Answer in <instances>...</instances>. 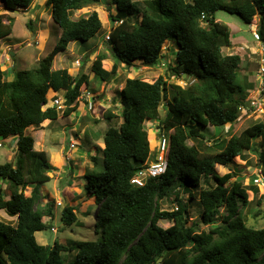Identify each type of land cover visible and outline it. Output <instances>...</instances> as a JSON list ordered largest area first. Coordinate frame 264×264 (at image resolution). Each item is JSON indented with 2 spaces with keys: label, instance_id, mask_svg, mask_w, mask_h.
<instances>
[{
  "label": "trees",
  "instance_id": "1",
  "mask_svg": "<svg viewBox=\"0 0 264 264\" xmlns=\"http://www.w3.org/2000/svg\"><path fill=\"white\" fill-rule=\"evenodd\" d=\"M34 1L0 0V6L16 12L28 10ZM102 3L108 7L110 20L119 23L104 43L116 63L105 70L102 62L107 56L99 53L90 67L94 78L113 83L118 63L167 66L163 47L175 45L174 65H168L171 75L195 82L183 87L162 76L152 83L140 78L124 80L119 91L122 122L117 128L109 127L103 136L102 170L83 176L85 193L99 207L95 233L100 239L68 247L58 242L43 246L35 234L52 228L42 222L46 214L52 216V206L43 211L36 203L41 186L51 180L52 165L48 154L36 151L33 137L25 132L60 116L55 107L44 108L50 91L63 93L61 116L69 117L79 108L89 75H74L66 68L53 70L52 65L70 42L85 45L101 31L96 11L77 19L73 13ZM46 5L61 30L52 50L37 66L15 71L10 79L0 66V140L14 138L18 153L14 162L0 164V181L8 182L11 189L6 199L0 187V210L16 217L15 225L0 220V264H264V227H248L240 214L248 193L239 179L229 183L235 176L232 172L220 176L215 171L216 165L228 167L237 157L245 160V153L254 150V138L264 133V124L255 123L237 135L212 142L203 133L208 126L238 122L239 106L252 87L245 78L242 86L238 84L241 57L224 53L231 47L229 28L214 15L224 11L246 24L259 16L257 33L264 42V0H46ZM13 22L7 14L0 15V40L11 35ZM163 102L165 116L158 128L169 135L167 168L137 187L132 178L153 158L144 124L159 120ZM92 160L98 166L97 158ZM202 178L198 195L202 211L188 225L189 204L174 185L186 191L199 186ZM26 189H30L29 197ZM171 197L175 208L162 210L161 202ZM160 220L172 225L164 229ZM61 221L66 227L73 225L75 207H65ZM200 225L208 226V231H200ZM73 251V260L67 262L62 253Z\"/></svg>",
  "mask_w": 264,
  "mask_h": 264
},
{
  "label": "rangeland",
  "instance_id": "2",
  "mask_svg": "<svg viewBox=\"0 0 264 264\" xmlns=\"http://www.w3.org/2000/svg\"><path fill=\"white\" fill-rule=\"evenodd\" d=\"M132 1L141 3L144 0ZM107 8L102 3L73 13V18L77 19L88 12L96 11L103 27L85 45L79 42L70 43L65 50L67 53H60L54 61V68L64 67L72 69L74 75L82 73L89 75V86L81 89V95L78 99L79 108L69 117L61 116L62 110H58L60 116L57 120H48L49 122H43L38 127H30L25 132L33 137L36 151H45L48 154L52 165V170L48 172L51 180L41 186V197L36 203V207L43 211H47L49 205L52 206V216L46 214L42 218V222L55 228V232L47 229L35 234L37 243L43 246L58 242L68 247L77 242H98L100 239V234L95 233V220L99 207L95 205L94 199L85 193L83 186L86 180L83 176L93 170H102V153L100 149L103 147V136L109 127L117 128L122 122L121 112L123 108L120 103L119 91L122 89L124 80L126 78H140L147 82H153L152 80H156L160 75L166 77L168 83H176L183 87L190 85V82H195L194 80L181 81L171 75L172 73L168 69V65H174L171 53L165 54L167 62L165 67H144L139 62H136L134 67H127L118 63V78L113 83L106 84L94 78L90 74V67L99 53L107 56V60L102 62V67L105 70L110 71L112 65L116 63L110 50L104 44L106 36L116 25L115 22L110 20ZM111 11L114 12V8H111ZM1 14H7L14 21L11 26V35L0 40V66L3 71H7L5 78L10 79L15 71L31 69L46 57L59 39L60 28L53 22L51 8L46 5V0H35L28 10H18L16 12H9L0 6ZM137 17L140 21L141 15H137ZM214 17L218 22L229 27L230 40L234 44L232 49L235 52L234 54L238 52L243 54L238 50L239 48L249 54L253 53L251 48L256 47L257 43L258 46L262 44V41L258 42L253 37L252 32L257 30L246 24L239 16L218 11ZM135 19L133 17V21ZM4 24L9 25L7 21H4ZM29 24L32 29L28 27ZM253 24L258 25V17L254 18ZM171 46L175 49V45ZM245 46H247V49H245ZM163 49H165V45ZM261 54L262 50L258 49L257 54L254 56L257 58L255 60H258ZM76 60L80 61L78 66L75 64ZM245 62L243 61V64H240L241 68H239L238 84L241 86L243 85ZM249 65L252 64L249 63ZM154 72L155 74H151ZM247 76L255 79L254 65ZM208 80L211 79L208 78ZM210 84L212 85V80ZM63 97L62 92L53 93L50 91L46 106L51 107L52 100L57 98L63 100ZM165 107L166 102H163L159 109V120L157 122L147 121L144 124L151 141V155L156 152L158 147V134L154 129L159 127V122L164 118ZM109 116L111 118H108ZM258 122L264 124V113L243 115L238 122L232 125L208 127L203 129V133L206 139L212 142L217 138L227 139L231 135H237L243 129ZM0 143L2 144L0 147V164L14 162L18 155L15 148V139L0 140ZM253 149L255 151L251 150L245 153V160L237 157L228 167H216V173L222 176L232 172L235 176L229 180V183L234 182L236 179L241 181L242 186L248 193V203L241 209L240 214L248 227L258 229L264 227V185L256 184L254 178L259 166H261L260 171L264 175V133L254 138ZM93 157L97 158L98 166L94 165ZM202 185H204L203 178L199 186L186 191L174 185L175 192L179 193L182 200L189 204L188 225L201 214L202 210L198 195L200 189L203 188ZM0 187L3 190L4 197L8 199L11 190L8 187V182L0 181ZM253 187L255 190H253ZM24 194L29 197L30 189H26ZM190 195H193L194 198H190ZM172 199L173 197L162 201L160 204L161 209L165 211L173 210L175 203H172ZM68 206L75 207L76 222L66 227L61 221V213ZM0 220L10 225L16 223V217H9L4 210H0ZM158 224L165 229L171 226L172 222L160 220ZM208 228V226L200 225L199 230L207 232ZM62 255L67 262H71L75 251L62 253Z\"/></svg>",
  "mask_w": 264,
  "mask_h": 264
},
{
  "label": "built area",
  "instance_id": "3",
  "mask_svg": "<svg viewBox=\"0 0 264 264\" xmlns=\"http://www.w3.org/2000/svg\"><path fill=\"white\" fill-rule=\"evenodd\" d=\"M201 18L204 19V15H202ZM115 23L118 24L117 22ZM252 34L256 41L261 42L260 36L256 31H253ZM108 39L109 37L107 35L106 41ZM259 48L260 50H262V54L260 55V59L258 62L259 66L256 73L257 84L253 89L248 91L247 98L239 106V112L240 115L242 116L251 115L254 113H264V45L263 43L260 45ZM75 64L79 65V60H76ZM160 66L165 67L163 64H161ZM52 106L55 107L57 110H63L65 107L64 100L59 98L54 99L52 100ZM156 128L157 127H155L154 129L156 134H158V138H157L158 147L156 153H154L152 159L146 162L145 166L142 169L136 171V174L131 180V183L137 187H143L149 178H156L164 174L167 168L166 153L170 146L169 135L164 131H161L159 128L157 129ZM254 182L258 185H264V176L260 170H258L254 178ZM51 231L55 232V228L52 227Z\"/></svg>",
  "mask_w": 264,
  "mask_h": 264
},
{
  "label": "crops",
  "instance_id": "4",
  "mask_svg": "<svg viewBox=\"0 0 264 264\" xmlns=\"http://www.w3.org/2000/svg\"><path fill=\"white\" fill-rule=\"evenodd\" d=\"M188 2H192V0H187ZM100 18V17H99ZM140 19H141V17H140ZM216 21H217V19H216ZM248 25H251V26H253L254 27V29H257V25H254L253 24V22L252 23H250V24H248ZM102 27H103V23H102ZM229 28V27H228ZM230 30V29H229ZM60 35H61V30H60V32H59V37H60ZM77 41H74V42H70V43H76ZM69 43V44H70ZM168 47V48H167ZM172 46H170V45H167L165 48L167 49V51H165V53H164V55L167 53V54H170L171 53V57L173 58V61H174V56H175V49H173V48H171ZM233 47H234V44H232L231 43V47L230 48H228V49H226L225 51H224V53L225 54H229V55H232V54H234L235 52H233L232 51V49H233ZM257 47H259L258 46V43H257V45H256V47H252L251 48V50H252V52L253 53H247V52H244L241 48H239L238 50H240L241 52H243V54H239V52L238 53H236V54H238V55H240V57H241V65L243 64V61H246L245 63H246V66L244 67L245 68V71H244V73H243V78H245L246 79V81H247V84H249V85H251L252 87H250L248 90H251V89H253L255 86H256V82H255V79H253L252 77H249V76H247V74L249 73V71L253 68V65H254V68H255V71L257 70V67H258V65H257V60H255V59H257L256 57H254L256 54H257V50H258V48ZM173 49V50H172ZM245 49H247V46H245ZM64 54H66L67 53V51H65V52H63ZM247 55V56H246ZM57 57V56H56ZM248 58V59H247ZM56 59V58H55ZM55 61V60H54ZM249 63H251L252 65H249ZM241 65L239 66V68H241ZM54 66H55V64H54V62H53V65H52V67H53V70H58L57 68H54ZM252 66V67H251ZM60 69H65L64 67H60ZM149 69H152V68H149ZM159 71H160V69H158ZM151 74H155V72L154 73H151ZM158 76H160V75H158ZM183 77H185V76H183ZM158 78V77H157ZM153 82L155 81V80H152ZM149 83H152V82H149ZM123 87V86H122ZM121 87V88H122ZM44 122H49L48 120H46V121H44ZM153 122H156V121H153ZM208 127H213V126H208ZM216 167H222V168H224L223 166H220V165H216L215 166V171H216Z\"/></svg>",
  "mask_w": 264,
  "mask_h": 264
},
{
  "label": "clouds",
  "instance_id": "5",
  "mask_svg": "<svg viewBox=\"0 0 264 264\" xmlns=\"http://www.w3.org/2000/svg\"><path fill=\"white\" fill-rule=\"evenodd\" d=\"M252 22H253V21H252ZM117 23H118V22H117ZM116 25H117V24H116ZM116 25H115V26H116ZM256 30H257V29H256ZM254 31H255V30H254ZM256 32H257V31H256ZM261 41H262V40H261ZM262 43H263V45H264V42H263V41H262ZM259 47H260V46H259ZM258 49H260V48H258ZM257 51H258V50H257ZM259 59H260V55H259L258 60H257V65H258ZM79 63H80V61H79ZM77 66H78V65H77ZM258 66H259V65H258ZM257 69H258V67H257ZM256 73H257V70H256ZM183 76H184V75H183ZM255 82H256V77H255ZM248 91H249V90H247V96H248ZM246 98H247V97H246ZM63 100H64V99H63ZM45 106H46V105H45ZM45 106H44V107H45ZM46 107H47V106H46ZM46 107H45V108H46ZM64 108H65V107H64ZM240 116L242 117V115H240ZM9 139H10V138H9ZM7 140H8V139H7ZM3 141H5V140H3ZM0 144H1V143H0ZM1 146H2V144H1ZM1 146H0V147H1ZM69 152H70V151H69ZM67 154H69V153H67ZM151 156L153 157L154 154L151 155ZM259 168H261V166L258 167V170H260ZM137 171H138V170H137ZM261 172H262V171H261ZM263 176H264V175H263Z\"/></svg>",
  "mask_w": 264,
  "mask_h": 264
},
{
  "label": "water",
  "instance_id": "6",
  "mask_svg": "<svg viewBox=\"0 0 264 264\" xmlns=\"http://www.w3.org/2000/svg\"><path fill=\"white\" fill-rule=\"evenodd\" d=\"M259 17V16H258ZM185 76V75H184ZM217 142H219V140H217ZM158 261H161V258L158 259Z\"/></svg>",
  "mask_w": 264,
  "mask_h": 264
}]
</instances>
